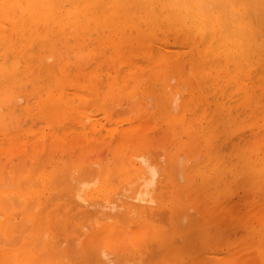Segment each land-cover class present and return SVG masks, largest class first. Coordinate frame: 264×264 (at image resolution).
<instances>
[{"label": "rangeland", "instance_id": "374dc122", "mask_svg": "<svg viewBox=\"0 0 264 264\" xmlns=\"http://www.w3.org/2000/svg\"><path fill=\"white\" fill-rule=\"evenodd\" d=\"M43 1L45 0H24V2L21 1L24 5H21V3L18 5L22 9L20 13L30 7L35 10L39 9L43 18L51 16L48 19V23L52 24H49V27H45L44 23H38V21L36 23L38 30L36 29L35 34L41 42L38 49L39 52L42 50L41 52L43 53L40 52L41 55L44 54L42 61L38 59L40 61L38 64H41L42 68L37 65L36 71H34L30 68L31 65L24 64V66L19 62L15 65V69L17 68L16 71L19 72L20 75L18 76H21L20 78L18 76L16 78L18 73L15 71L11 73L10 71L4 72V74L0 75V81H5L4 83L3 81L0 82V86H3L0 87V92L7 89L10 95L12 94L3 100L4 103L2 100L0 101V112L7 111L9 114L2 119L3 123L7 124L4 128L6 130L4 134L0 127L1 174L3 173L2 170H4L3 178L0 177L1 185L4 180L7 184L10 183L11 172L21 174L15 180H11L14 185L13 188H16L26 180L42 178L41 174L49 172L54 167L71 169L72 165L75 166L77 163L81 165L87 162L84 165L93 168L95 165L97 168L104 167L105 173L109 175L107 177L113 179L111 183L115 182L113 184L114 187L119 188V182L123 184L124 180H121V178L118 180L119 175L117 173L122 171L127 165L124 166V161L118 159L119 162L116 157L118 158L119 155L129 156L137 150L144 153L146 151L155 152L152 154L156 158L159 157L157 160H160L164 167H169V158H171V172L180 187L185 185L184 169L190 170L189 174H187V178L193 187L190 192L187 193L185 190L183 194H177L175 193L176 189H172L171 185H169V188L167 186V190L170 189L169 193L164 192L167 195L170 194V197L167 196V199L170 200L165 203L167 204L166 209L172 202L179 203L182 207L181 201H186L187 204L183 207H187L186 211L189 213L190 219L193 220L188 229L183 224L177 236V241H182L179 245L183 249L181 255L184 258L180 264L192 259H194L196 264H206L205 260L207 258L213 260L210 264H223V261L234 257L240 259L237 264H264V100L261 101V99H264V96H262L264 95V79H262L264 78V72L261 73L257 71L258 69L255 68L253 70L252 68L253 71L248 73L247 66L242 64L233 69L224 59V56L220 55V59L223 58L224 60L219 61L218 66H215L216 68L213 69L212 73H214L216 82L220 84V90L223 89L224 91H221L223 96H227V101L222 102L223 104L221 105L218 101L209 100V97L205 96L206 86L204 83L207 80V73L212 69L211 58L215 51H211L210 46L204 43L203 35L199 29V35H197V29H194L188 22H185V26L181 27L184 21L180 17L175 18L181 14V11L180 14L178 13L179 7L176 8L177 13H173L174 15H170V18L168 17L169 21H165V18L160 16L162 13L157 11V6L152 0H133L132 3L128 0L121 2L118 0L121 5L117 7L118 10L116 6L119 2H114L116 4H114L115 13L114 10L113 13L110 12L111 10L108 6H104L102 2L105 0H94L92 2L90 0V4H88V0H63L62 4L61 0H53L56 10L51 9L50 3L52 0ZM70 3L73 6L72 9H70L72 7ZM10 5L15 6L16 4L12 1L10 2V0H0V9L4 6V12L7 11L6 7ZM45 5H47L46 8H44ZM122 6L123 8H121ZM19 8L16 10L13 7V13L9 14L0 12V20L2 19L0 21V24L2 23L0 30L3 28L0 35L1 37L4 35L0 39V50L3 49L6 40L12 41L14 39V44L18 41L17 32L14 26H10V24L12 21V24H14L19 19V15L23 16L24 13H16V11L20 10ZM90 10L92 13H89L91 12ZM117 11L119 13L118 16ZM127 11L132 13L125 15ZM152 11L154 13H150ZM72 13L76 14L70 15ZM106 13H111V16L106 15ZM62 14L70 15L74 19L76 17V22L74 19L72 20L73 26L68 23L64 25ZM122 14L125 15L123 20L120 19ZM88 15L89 17H87ZM92 15H97L99 18ZM105 15L108 16L107 23L105 20L102 21ZM116 16L120 19V24L119 19L117 18L116 20ZM152 16L155 17V20ZM4 19L6 22L3 21ZM173 20L174 22H172ZM89 21L91 23H88ZM154 21L157 23H153ZM124 22L126 25H123ZM106 24L109 25L107 26ZM5 25H8V27ZM76 25L80 26V29ZM115 25H117L116 28ZM168 25L171 26L169 27ZM9 26L11 29H9ZM38 26H41L40 29ZM70 26L73 28L72 30ZM99 26L101 30H99ZM177 26L184 30L178 29ZM41 29L44 30L42 31ZM10 30H14V34L10 32L11 35L9 36L8 31ZM194 32L196 33L195 35H193ZM39 33L42 34L39 35ZM48 33L54 37V48L46 47L45 42H47ZM56 34L57 36H55ZM67 34L72 36L68 37ZM10 37L13 39L11 38V40ZM0 59H2L1 55ZM207 66L208 68H206ZM20 68L22 69L21 73ZM238 69L239 71H237ZM218 70L220 72H217ZM221 71L223 74L219 75ZM22 72L23 75H21ZM253 72L255 73L253 74ZM7 76L10 78L14 76V78L11 80ZM232 77L234 79L231 80ZM235 77L239 79L237 80ZM4 78L10 79V81L6 82L7 79ZM18 78L19 82L15 81ZM221 81L223 87L225 86L226 88L221 86ZM236 82L238 85H236ZM244 82L245 84L243 85L242 83ZM245 90H247V94ZM225 92L228 94H225ZM243 94L248 95L249 98L246 95L243 96ZM254 94L255 99L253 97ZM53 96L55 99L54 103L51 102ZM59 96L67 97V103L59 105ZM174 99L175 102L173 101ZM176 108L177 110H175ZM75 109H80V113L76 112ZM10 111L11 113H9ZM18 130H22V134ZM6 133L9 136H5ZM14 133H18L21 136ZM124 134H130L128 135L127 144L122 141V135ZM13 137L18 141H15ZM20 138L25 143L21 142L23 140H20ZM5 140L8 141L6 142ZM28 141L32 143H28ZM29 144H32V146ZM6 145H8V150L4 151L7 149L5 148ZM4 153L7 157H3L5 156ZM34 155L36 164H33L32 159H30ZM148 157L149 159L152 158L149 155ZM71 158H75V160L78 158V162L72 165L66 164ZM115 159L116 162L114 163ZM226 160L229 161L226 163ZM179 165L181 166L180 169ZM204 165L206 166L204 167ZM236 166L237 169L235 168ZM110 167L114 169L111 170ZM234 171H236L235 174H232ZM160 172L156 178H160L159 176L162 173ZM75 175L74 177L78 178L80 173L75 172ZM22 178L23 180H21ZM7 188H12V186H7ZM50 192L48 194H53L56 191L50 190ZM56 194L52 195L54 199L63 198L58 200L57 203L66 202L62 201L65 200L63 196L58 198V196H55ZM187 194L193 200L188 198ZM198 206L203 209L198 210ZM18 207L20 209L21 206ZM211 208H214L217 214H212L213 210ZM18 209L15 211H19ZM217 209L219 210L217 211ZM128 222L121 223L129 230L127 234L130 237L132 224L130 222L128 224ZM78 229L81 231L80 226L77 227ZM168 229L166 228L165 230L167 231ZM206 237L211 241H208ZM204 240H206V245L202 244L205 242ZM156 242L155 240L153 244ZM214 242L216 243L214 244ZM158 245L153 247L157 253L154 252L153 248H150V252L153 250L152 253L156 254H159L158 251L160 252V250L163 252V247L159 245L161 248L159 249ZM126 246L130 247L128 244ZM150 246H152V243ZM192 247L194 248L193 250ZM11 248L15 249L17 246L14 245ZM150 252L147 251L148 257L145 253L143 258L147 257V259L149 258L148 261H150ZM152 253L151 256L153 258ZM128 254L131 255V253ZM160 254L152 260L157 261L158 259L160 261L159 257L161 258L162 256ZM242 255H245L243 259L246 261L241 258ZM47 261L50 262L49 259ZM47 261L45 260V262ZM154 261L151 262L154 263ZM159 261H157V264L161 263Z\"/></svg>", "mask_w": 264, "mask_h": 264}, {"label": "bare ground", "instance_id": "6f19581e", "mask_svg": "<svg viewBox=\"0 0 264 264\" xmlns=\"http://www.w3.org/2000/svg\"><path fill=\"white\" fill-rule=\"evenodd\" d=\"M11 1L14 2L16 5L15 6H11V5L7 6L6 12H4V10H3L4 6H3L0 9V12H2L4 14H9L11 12L13 13V11H12L13 7H14V9L18 10V8H19L18 5L21 3V1L24 2V0H10V2ZM45 1H43V2H45ZM88 1H89L88 4H90L94 0H91V2H90V0H88ZM121 1H123V0H120V2ZM128 1L130 3L133 2V0H128ZM152 1L155 4V6H157L156 7L157 11H159V13H162V14H160V16H163V18H165V21H169V18L171 17L170 15H174L173 13L176 12V10H177L176 8L179 7L180 9H179L178 13L180 14V11H181V14L176 16L175 18L180 17V19L184 21V22H182L183 25H181V27L182 26L184 27L185 26L184 23L188 22L189 24H191V26L194 29L195 28L197 29L196 30L198 32L197 35H199V30H200L201 34L203 35L204 43H206L207 45L210 46L211 51H215L212 58L210 57L211 61H212V69L210 71L208 70L209 71L208 73L206 72L207 73V80L204 83V85L206 86V93L205 92L204 93H205V96L209 97L208 98L209 100L213 99L215 101H218V103L221 105L223 104L222 102L227 101L226 100L227 96L226 97H225V95L223 96V93L221 92V91H223V89L220 90V84L218 82H216V78L213 75L214 73H212L213 69L218 66L217 64L219 63L220 60L225 59L233 69H236L238 66H240L242 64L243 66L244 65L247 66L246 68H248V71H247L248 73H251L255 68L258 69L257 71H259L261 73L264 72V0H152ZM43 2H41V3H43ZM60 2L62 4L64 1L61 0ZM114 2L118 3L119 1L118 0H105L102 3L104 4V6H106V7L108 6V8L111 10L110 12L113 13V10H114V13H115V9L118 6H120L121 3L119 2V4L116 6V8H114V4H115ZM35 3H36V1H35ZM22 4L23 3H21V5ZM50 4H51V9L56 10V7L54 5L55 3L53 4V0L51 1ZM76 4H77V2H76ZM80 4H82V3H80ZM147 4H149V3H147ZM12 5H14V4H12ZM26 5H28V4H26ZM85 5H86V3H85ZM85 5H83V6H85ZM46 6L47 5H45L44 8H46ZM70 6H72L71 3H70ZM61 7H62V5H61ZM79 7L81 8V6H79ZM72 8H73V6L70 7V9H72ZM101 8H103V7H101ZM121 8H123V6ZM146 8H147V5H146ZM19 9H20L19 11L15 10L16 13L17 12H18V14L24 13L23 16L19 15V19H17L14 22V24H12L13 21L12 22L9 21V22H11L10 26L11 25L14 26V29L17 32L18 41L16 42V44H14L15 42H13L14 39L12 38L13 37L12 36V37H10V39L12 38L13 40L12 39H11L12 41H10L9 39L6 40V43H4L3 49L0 50V55L2 56V59H0V60H2V61H0V75L4 74V72L10 71V73H11L12 71H15L16 73H18L16 75V78L18 75H20L19 72L16 71L17 68L15 69V65L18 64L19 62H20V64H23V65L24 64H26L28 66L31 65L30 68H32V70H34V71H36L35 69H36L37 65H39L40 68H42L41 64H38V63H40V61L38 59H41V61H42L44 54L41 55L40 52L42 50L40 49L41 51L39 52V49H38L40 47L41 42L39 40V37L35 34L36 29L38 30V28L36 27V23H37V21H38V23H44L45 27H49V24H52V23H48L49 22L48 19L51 16L49 15L50 16L49 18H43V16L41 17L39 9L35 10L34 8L28 7V8L23 10L24 12H21V13H20V11H22V9L21 8H19ZM48 9H49V7H48ZM85 9H87V8H85ZM149 9H151V8L149 7ZM94 10H96V9L94 8ZM66 11H67V9H66ZM68 11H70V10H68ZM123 12H125V11H123ZM123 12H121V13H123ZM84 13H85V11H84ZM89 13H92V11ZM117 13H118V11H117ZM127 13H128V11L126 12L125 15H127ZM129 13H132V12L129 11ZM150 13H154V12L152 11ZM54 14H55V12H54ZM73 14H76V13H72L70 15H73ZM101 14H103V13L101 12ZM101 14H100V16H101ZM55 15H57V14H55ZM70 15L62 14V19L64 21V25H65V23H68L69 25L73 26L72 20L74 18H72ZM106 15L111 16V13L110 14L106 13ZM106 15L103 16V18L102 17L101 18L103 19L102 21L105 20L107 23L108 16H106ZM118 15H119V13L117 14V16ZM125 15L122 14V17L120 16L121 17L120 19L121 20L125 19V18H123V16H125ZM84 16H85V14H84ZM96 16H93V17H96ZM117 16H116V20L118 18ZM46 17H48V16H46ZM87 17H89V15ZM134 17H136V16H134ZM92 18H90V19H92ZM97 18H99V17L97 16ZM109 18H111V17H109ZM113 18H114V15H113ZM153 18L155 20V17H153ZM14 19H15V17H14ZM14 19H12V20H14ZM75 19H76V17H75ZM75 19H74V21H75ZM120 19L118 20L119 24L121 22ZM111 20H113V19L111 18ZM131 20H132V18H131ZM3 21L6 22L5 19ZM50 21H53V20H50ZM58 21H61V20H58ZM96 21H98V20H96ZM102 21H100V22L102 23ZM130 21H129V23H130ZM4 22H3V24H4ZM163 22L164 21L162 20V23ZM172 22H174V20ZM88 23H91V22L89 21ZM129 23H128V25H129ZM153 23L156 24L157 22L154 21ZM110 24H111V22H110ZM92 25H95V24H92ZM98 25H99V22H98ZM117 25H115V28ZM123 25H126V23L124 22ZM163 25H164V23H163ZM5 26L8 27V25H5ZM71 26H70V29L72 30L73 28H71ZM111 26L113 27V25H111ZM127 26H125V27H127ZM168 26L170 27L171 25H168ZM174 26H173V28H174ZM40 27H39V29H40ZM61 27H62V25H61ZM77 27H79V29H80V26H77ZM103 27H105V26H103ZM137 27H138V24H137ZM177 28L181 29V30L183 29V28H179V26H177ZM9 29H11V27ZM45 29H47V28H45ZM57 29H58V27H57ZM1 30H0V32H1ZM41 30L43 31L44 29H41ZM99 30H101L100 26H99ZM82 31H83V29H82ZM185 31H187V30H185ZM10 32H13L12 34H14V30L13 31L10 30V31H8L9 36L11 35ZM44 32H46V31H44ZM42 33H39V35H41ZM59 33L61 34V32H59ZM184 33H186V32H184ZM195 34L196 33L194 32L193 35H195ZM47 35H48V39H47V42H45L46 47L51 48L54 45V43H53L54 37H53V35H50L49 33ZM44 36L46 37V35H44ZM55 36H57V34ZM70 36H72V35L71 34L68 35V37H70ZM2 37L0 35V39H2ZM196 38H198V37H196ZM3 39H5V38H3ZM41 39H43V38H41ZM58 40H60V39L58 38ZM42 43H44V42H42ZM1 46H2V44H1ZM41 46H42V44H41ZM56 52H58V51H56ZM41 53H43V52H41ZM220 55H223L224 59L223 58L220 59ZM47 58H49V57H47ZM36 61H39V62H36ZM222 62H224V61H222ZM206 68H208V66ZM252 68H253V70H252ZM21 70L22 69L20 68V73H21ZM215 70H217V69H215ZM237 71H239V69ZM217 72H220V71L218 70ZM254 73L255 72H253V74ZM35 74H36V72H35ZM222 74L223 73L221 71V73L219 75H222ZM236 74H238V73H236ZM21 75H23V72ZM24 75L26 76V74H24ZM4 76H6V75H4ZM14 76H12V78H14ZM41 76H42V74H41ZM229 76H230V74H229ZM234 76H236V75H234ZM7 77H9V76H7ZM10 77H11V75H10ZM233 77L231 78V80L234 79ZM12 78H10V79L12 80ZM19 78L15 79V81L19 82ZM217 78H219V77H217ZM4 79H7L6 82L10 81V79H8V78H4ZM262 79H264V78H262ZM2 81H0V82H2ZM234 81H236V80H234ZM239 81H241V80H239ZM4 82L5 81H3V83ZM3 83H1V84L3 85ZM242 84L244 85L245 82ZM236 85H238V83ZM221 86L223 87L222 81H221ZM0 87H3V86H0ZM246 91L247 90H245V93L247 94ZM248 91H250V90H248ZM1 92H0V101L1 100L3 101L4 99H7L9 96L12 95V94L10 95V93L7 89L5 91H3L2 93ZM16 92H15V94H16ZM228 92H230V91H228ZM225 94H228V93L225 92ZM246 94H243V96ZM252 94H253V92H252ZM249 95L251 96V94H249ZM49 96H51V95H49ZM254 96H255V94L253 95V97ZM262 96H264V95H262ZM170 97H172V96H170ZM246 97L249 98L248 95H246ZM254 99H255V97H254ZM54 100L55 99L53 96L51 98V102L54 103L53 102ZM244 100H245V98H244ZM262 100H264V99H261V101ZM58 101H59L58 102L59 105L60 104H66L67 103V97L65 98L64 96L63 97L59 96ZM173 101L175 102V99ZM3 103H4V101H3ZM10 103H12V101H10ZM236 103H237V101H236ZM236 103H235V105H236ZM256 104H258V103H256ZM51 105H53V104H51ZM8 106H9V104H8ZM42 106H43V104H42ZM26 107H28V106H26ZM0 108H1V106H0ZM10 108H11V106H10ZM29 109H30V106H29ZM79 110L80 109H75L76 112L80 113ZM175 110H177V108ZM230 110H231V108H230ZM9 113H11V111ZM215 113H217V112H215ZM221 114H223V113H221ZM7 115H9L7 113V111L0 112V127L2 129L3 134L6 131V130H4V128L6 127L7 124L5 125V122L3 123L2 119H4V116H7ZM12 117H13V115H12ZM13 121H16V120H13ZM19 124H20V122H19ZM18 131H20V130H18ZM21 132H23V131L21 130L20 134H22ZM208 132H209V130H208ZM14 134L17 135L18 133H14ZM20 134H18V135L21 136ZM15 135H13V136H15ZM128 135H130V134L122 135V138H123L122 141L125 142L126 144L128 141L127 140ZM214 135H216V134H214ZM5 136H9V135L6 133ZM37 137H38V135H37ZM13 138H15V137H13ZM16 138L18 139L17 136H16ZM16 138H15V141H18ZM23 138H25V137L23 136ZM33 138H35V137H33ZM20 140H23V139L20 138ZM5 141L7 142L8 140H5ZM21 142H24V140ZM28 143H32V142L28 141ZM30 146H32V144ZM115 146L117 147V145H115ZM7 147H8V145H6L5 148H7ZM28 147H27V149H28ZM31 149H32V147H31ZM6 150H8V148L5 149L4 151H6ZM4 151H2V152H4ZM245 151H246V149H245ZM247 151H248V149H247ZM149 152L151 154L155 153V152H151V151H146V153H144L140 150H137L135 153H133L129 156H122V155L118 156L117 155L118 158L116 157V159L124 161V166L127 165L124 169H122V171L117 173L119 175L117 179L120 180V178H121V180H124V183L122 182L123 184H121V182H119V188L114 187L113 184H115V182L111 183V180H113V179L110 177H107L109 175L105 173L104 167H102V168L98 167L97 168L95 165V167L93 168V167L84 165L87 162L79 165V163H77L78 158L76 160H75V158L74 159L71 158V160L69 159L70 161L66 162V164H71V165L77 163L75 166H73V165H72L73 167L71 166V169L74 168L73 170H71L69 168H68L69 169L68 170L66 167H65L66 169H63L61 167H54L49 172H47L45 174H41V176H43L42 178L39 176L40 179H38V180H35V179L26 180L21 185L19 184L20 186L18 185L16 188H13L14 185L11 183V180L12 179L15 180L17 177H19L20 173L16 174L15 172H11V176H12V178L10 177L11 178V180H10L11 184L10 183L7 184V182L4 179H3L4 182L2 180V182H3L2 185L0 182V264H152L153 262H151V261H154L152 259L162 252L160 250V252L158 251L159 254H156L157 253L156 249L153 248L154 246H157L158 243L160 246L163 247V252L160 254L162 256H161V258L159 257L160 261L156 258L157 261L161 262L160 264H180L184 258L181 255L183 249L180 248V245H179L182 241L179 240L181 242H178L177 236H178V233H179L181 227L183 226V224L186 225L187 229H188V227L191 226L193 220L190 219V215L186 211L187 207L186 208L183 207V206H186L185 205V204H187L186 201L185 202L183 200L181 201L182 207L179 203L172 202V204L168 207L169 210L166 209L167 204H165V203L167 202V200H170V199H167V196L170 197L169 196L170 194L167 195L169 193L168 191L170 190V189L167 190V186L169 188V185H171L172 189L173 188L176 189L175 193H177V194L178 193L183 194V191H185V190L187 191V193L190 192V190L193 188L191 186V182H189V179L187 178L188 177L187 174H189L190 170L187 169L188 170L187 171L184 169V171H185L184 172L185 185L184 186L182 185V187H180L177 179L173 176V173L171 172V169H172L171 158H169V167H164L162 165V163L160 162V160H157V158H159V157L156 158L155 155H153V154L151 155ZM251 152H253V151H251ZM6 153H8V152H6ZM147 154L150 157H152L153 159L152 158L149 159ZM3 157H7L6 154ZM215 158H216V156H215ZM30 159H32L33 164L37 163L35 155H34V157L31 156ZM116 159L114 160V163L116 162ZM222 160L224 161V159H222ZM227 161H229V160H226V163H227ZM243 162H244V160H243ZM259 163H258V165H259ZM94 164H96V163H94ZM180 164H182V163H180ZM228 164H230V163H228ZM7 165H6V167H7ZM205 166L206 165H204V167ZM228 166H230V165H228ZM180 168H181V166L179 165V169ZM235 168L237 169V166ZM1 169L2 168H0V170ZM112 169H114V168L112 167L111 170ZM202 169H205V168H202ZM225 169H226V167H225ZM31 170H30V174H31ZM111 170L109 169V171L112 173ZM2 171H3L2 174H4V170H2ZM15 171H16V168H15ZM24 171H25V169H24ZM117 171H115V172H117ZM159 171L162 172V173L160 172L161 173L159 176L160 178H158V177L156 178V176L159 175ZM236 171H234L232 174H235ZM75 172L80 173L78 178L74 177V176H76ZM165 172L166 173L168 172V173L166 174ZM111 173H109V174H111ZM2 174L0 172V177L3 178ZM176 174H177V172H176ZM20 176H21V174H20ZM191 176H190V178H191ZM156 179H158V180L156 181ZM21 180H23V178ZM191 180H193V179H191ZM7 181H9V179H7ZM181 181H183V180H181ZM7 186H10V187L12 186V188L8 189ZM50 190H53V192L56 191L54 193L55 194L57 193L55 196H58V198L60 196H63L65 198V200H62V201H66V202L61 203V204L57 203L58 200H61L63 198L60 197L58 200L54 199V197H52V195L54 194L53 192H52L53 194H48V193H51ZM164 192H166L167 194ZM179 196H180V194L177 197L179 198ZM182 196H184V195H182ZM187 197L190 198L191 200H193L189 194H187ZM172 198H173V196H172ZM190 203H191V201H190ZM204 205H205V202H204ZM18 206H21L22 209H21V207H20V209H18L19 208ZM66 207H67V209H66ZM180 207H181V209H180ZM192 208H193V206H192ZM207 208H208V206H207ZM17 209L19 211H15ZM197 209L199 210V209H203V208L198 206ZM205 209H206V206H205ZM211 210H213L212 214L216 213L215 212L216 210L214 211V208H211ZM218 210L219 209H217V211ZM191 216H193V215H191ZM127 221H129L132 224V226H131L132 228L130 230V232H131L130 237L127 234V232L129 230L124 225H122V223H126ZM129 222H128V224H129ZM79 226L81 228V231H79L80 229L77 230V227H79ZM166 228L167 229L169 228L168 229L169 231L168 230L166 231L165 230ZM187 229H186V231H187ZM204 235H203V237H204ZM216 236H219V235H216ZM215 238H217V237H215ZM207 239H208V241H211V240H209V238H207ZM155 240L157 242L154 243L155 244L154 245L153 242ZM204 241L205 242H203L202 244L206 243V240H204ZM151 243H152V246H150ZM215 243L216 242H214V244ZM127 244L130 247H127L126 246ZM14 245H16L17 248H15V249L11 248V246L14 247ZM159 245H158V247H159V249H161ZM158 247H156V248L158 249ZM150 248H153L155 250V251L154 250L153 251L156 253H152L153 252L152 249H151L152 252H150ZM193 249L194 248L192 247V250ZM147 251L150 252L149 253V255H150L149 257L151 258L150 261H148L149 258L147 259V257H148ZM199 251H203V250H199ZM128 253H131V255H129ZM151 253L154 256L153 258L151 256ZM144 254L147 255V257L143 258ZM154 254H156V255H154ZM232 255H233V253H232ZM202 256H203V254H202ZM243 256H245V255H242V257H241L242 259H243ZM227 257H228V255H227ZM197 258L199 259V257H197ZM229 258H230V255H229ZM47 259H49L50 262H48ZM142 259H144V260H142ZM45 260L47 262H45ZM238 260H240L238 257H234V258L223 261V264H237ZM155 261L153 264H157V261L156 262ZM205 261H206V264H210L213 260L207 258ZM244 261H246V260H244ZM244 261H243V263H244ZM184 264H196V263L194 262V259H192L191 261H186Z\"/></svg>", "mask_w": 264, "mask_h": 264}]
</instances>
